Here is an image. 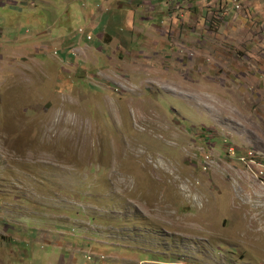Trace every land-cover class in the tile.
Returning a JSON list of instances; mask_svg holds the SVG:
<instances>
[{"label": "rangeland", "instance_id": "rangeland-1", "mask_svg": "<svg viewBox=\"0 0 264 264\" xmlns=\"http://www.w3.org/2000/svg\"><path fill=\"white\" fill-rule=\"evenodd\" d=\"M214 1L0 0V264H264V3Z\"/></svg>", "mask_w": 264, "mask_h": 264}, {"label": "crops", "instance_id": "crops-1", "mask_svg": "<svg viewBox=\"0 0 264 264\" xmlns=\"http://www.w3.org/2000/svg\"><path fill=\"white\" fill-rule=\"evenodd\" d=\"M214 2L220 3L221 1L220 0H216ZM263 3H264V0H258L257 2L256 1L254 3L253 2H250L249 4L250 5H253L254 4L255 9L262 10Z\"/></svg>", "mask_w": 264, "mask_h": 264}, {"label": "bare ground", "instance_id": "bare-ground-1", "mask_svg": "<svg viewBox=\"0 0 264 264\" xmlns=\"http://www.w3.org/2000/svg\"><path fill=\"white\" fill-rule=\"evenodd\" d=\"M253 162V161H252ZM264 166V164H261ZM263 173V169H260V174ZM263 176V174H261Z\"/></svg>", "mask_w": 264, "mask_h": 264}, {"label": "built area", "instance_id": "built-area-1", "mask_svg": "<svg viewBox=\"0 0 264 264\" xmlns=\"http://www.w3.org/2000/svg\"><path fill=\"white\" fill-rule=\"evenodd\" d=\"M261 174H263V173H261Z\"/></svg>", "mask_w": 264, "mask_h": 264}]
</instances>
